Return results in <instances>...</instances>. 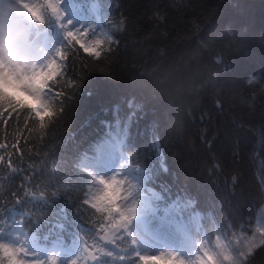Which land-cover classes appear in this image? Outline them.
<instances>
[{"label":"trees","instance_id":"obj_1","mask_svg":"<svg viewBox=\"0 0 264 264\" xmlns=\"http://www.w3.org/2000/svg\"><path fill=\"white\" fill-rule=\"evenodd\" d=\"M63 1L99 16L111 40L97 59L77 38L68 43L49 7L44 18L27 17L29 39L56 31L65 60L50 84L63 103L49 95L27 122L23 111L0 116L1 238L100 243L108 216L91 206L97 178L87 166L103 146L143 168V180L129 176L134 214L192 257L201 241L252 223L264 204V0ZM108 247L104 264H142L130 234ZM249 264H264V243Z\"/></svg>","mask_w":264,"mask_h":264},{"label":"rangeland","instance_id":"obj_2","mask_svg":"<svg viewBox=\"0 0 264 264\" xmlns=\"http://www.w3.org/2000/svg\"><path fill=\"white\" fill-rule=\"evenodd\" d=\"M17 2H20V0H17ZM56 3L59 7V13L55 14L51 11L54 19L53 22L56 23L58 28L65 34L70 30L81 31L77 33L76 38L82 44H87L89 47H91L96 40L106 38L107 34L100 24L99 16L95 14L84 18L77 6L64 3L63 0H56ZM29 18L33 21L35 15L32 13ZM26 20L29 22L27 17ZM85 31L87 32V35H84ZM55 33L56 31L54 29L53 34L50 36H47V33H44V40L34 41L29 39V28L27 24L21 26L19 29L0 30V54L6 53L7 51L15 52L17 49L23 48L30 49L34 52L38 60H44L45 57L52 59L56 56L55 44H57V41ZM50 43L53 44V46H50ZM3 59V55H0V60ZM48 96L49 95L47 94L44 103L41 104L38 101V107H34L39 113L44 111ZM41 109L43 110L41 111ZM113 155L115 154L112 147L103 146L100 149L98 161L94 165L87 166L88 170H90L97 178L96 183L90 187V202L93 195L101 187L98 178H111L114 173L118 171L122 173V178H124L129 185L126 188L127 191L117 192V190L113 191L112 189H109V196L113 201L114 207L112 215L108 217V222L104 226V237L102 241L93 246L83 244L77 247L72 245L66 248H47L44 245H23V247H25L28 251L27 256L24 257L25 259L40 260L43 264H53V260L55 261V264H74V262H78V264H104L103 256L108 254L110 251L108 244L110 242L114 243L116 240L123 238V236L127 233L130 234L132 240L136 244L137 251L140 255L178 253L189 261L196 260L197 255L201 253L202 247H208L215 250L217 241L225 244L232 250L234 255L246 252L248 246H252L255 250L256 246L260 245L264 241V204L258 210L252 223H249L247 226L235 231L231 235L217 236L213 241H201L199 243V248L195 250L193 257L184 248L179 246L180 242L178 240L170 242L163 238L161 234H158L155 231V228H152L150 219L145 213L140 216L133 214L132 218L126 225L122 226L118 230L117 228H113V224L120 220L118 213L124 212V214L127 215L128 210L133 205V189L131 186H134V179L129 177L131 175L130 172L132 171L133 173L141 176V179L138 178L139 181L143 180L144 176L143 168L130 165L124 161L122 157L117 159L113 157ZM112 157L115 161L111 160L112 163H110L109 159H112ZM151 191L155 193L154 189H151ZM129 193H131L130 197ZM116 210L118 211L117 214L115 213ZM150 210H154V208L152 207ZM173 218L178 220L179 216L175 214ZM184 228L187 232H190L188 226H185ZM174 230H177V228L174 227ZM12 234L14 237L20 238V234H17L16 232ZM176 237L179 236L177 235ZM0 241L16 245L12 242L3 240L1 236ZM88 248L94 249L95 254L97 255V260L92 261L88 257ZM158 260L163 264H173L172 261L167 259ZM237 264H240L239 260H237Z\"/></svg>","mask_w":264,"mask_h":264},{"label":"snow or ice","instance_id":"obj_3","mask_svg":"<svg viewBox=\"0 0 264 264\" xmlns=\"http://www.w3.org/2000/svg\"><path fill=\"white\" fill-rule=\"evenodd\" d=\"M48 7L51 9L53 13H59V7L56 3V0H46ZM30 11L35 15L36 19H41L39 15V8L33 11L30 7ZM71 23V22H69ZM81 31L78 30H70L66 32L67 41L75 42L77 33ZM84 35H87V32H84ZM106 40H111V37H107L106 39H98L96 40L91 47L87 44H80V47L83 49V52L87 53L89 56H94L99 59L102 56V51L100 50L101 45H103ZM56 57L60 58L61 64H57ZM219 59V56H217ZM65 60V54L60 49H58L56 56L48 61V65L46 69H37V73L43 71L46 75L49 71L52 72V75L48 79L45 85V91L48 95L52 96L56 100L57 103H63V101H57V97L62 96L63 93L53 91L55 85L50 84L54 80V78L59 75V68L64 66L63 62ZM22 73V69L16 68L13 69L12 66L3 60H0V80H6L8 82V87L6 91L10 94H15L18 92L19 85L23 82L22 80H17V76ZM24 80L28 79V74H23ZM67 99V97H65ZM57 110V109H56ZM23 111L28 115L25 117V122L28 120H32L33 116L30 115L31 110L25 107H21L18 104L12 103H0V116L9 115L13 112ZM54 118V117H53ZM0 123H5V121L0 120ZM8 147L5 144H0V149H5ZM5 160V156L0 155V162ZM8 165L12 167V160L8 158ZM101 187L98 191L93 195L91 199V206L101 215L110 217L113 213V201L109 196V189L116 191L120 189L121 185L127 183L125 180H118L116 176L111 178H98ZM123 191H127V189H123ZM43 194V193H42ZM131 193H129L130 197ZM135 208L132 206L128 210V214L125 215L124 212H119L120 220L113 224V228H121L126 225L127 222L132 218L134 214ZM264 243V242H262ZM256 247H259L257 245ZM254 248L252 246L247 247L246 252H241L237 254H233L232 250L229 249L225 244L217 241L216 249L202 247L201 253L197 255L195 261H189L186 258L182 257L178 253H159L157 255H139V260L142 264H148L151 260L157 259H167L173 262V264H237V260L240 261V264H249V257L253 255ZM28 254V251L22 245H13L7 242L0 241V264H43L42 261L36 259H25ZM53 264L55 261L53 260ZM74 264H78V262H74Z\"/></svg>","mask_w":264,"mask_h":264},{"label":"clouds","instance_id":"obj_4","mask_svg":"<svg viewBox=\"0 0 264 264\" xmlns=\"http://www.w3.org/2000/svg\"><path fill=\"white\" fill-rule=\"evenodd\" d=\"M39 8V15L43 18L48 11V5L45 0H0V30L19 29L26 24V17H31L32 11ZM44 20V19H43ZM3 55L13 69L20 68L22 73L17 76V80L23 82L19 85V91L10 94L6 91L8 82L0 80V103H15L21 107L32 109L38 107V101L42 104L46 99L45 85L52 75L49 71L46 75L41 71L37 73V69H46L50 58L45 57L44 60H38L35 53L30 49H17L15 52L7 51ZM28 74V79L24 80L23 74ZM43 109H41L42 111Z\"/></svg>","mask_w":264,"mask_h":264},{"label":"water","instance_id":"obj_5","mask_svg":"<svg viewBox=\"0 0 264 264\" xmlns=\"http://www.w3.org/2000/svg\"><path fill=\"white\" fill-rule=\"evenodd\" d=\"M115 213L117 214L118 211L116 210ZM119 229V227H117V230ZM87 253H88V257L92 260L95 261L97 260V255L95 254L94 249H87Z\"/></svg>","mask_w":264,"mask_h":264}]
</instances>
